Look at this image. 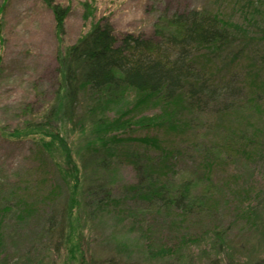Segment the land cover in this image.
Here are the masks:
<instances>
[{"label":"trees","instance_id":"obj_1","mask_svg":"<svg viewBox=\"0 0 264 264\" xmlns=\"http://www.w3.org/2000/svg\"><path fill=\"white\" fill-rule=\"evenodd\" d=\"M242 1L240 23L219 12L162 13L150 36L117 34L108 18L94 20L92 2L82 3V20H91L89 29L77 42L57 51L58 87L52 101L21 127L7 133L0 130L3 138L31 140L54 162L67 188V202L62 212L48 218L47 234L59 224L57 233L62 238L67 227L64 243L69 259L86 256L80 232V212L85 208L89 217L101 220L121 200L139 201L148 212L170 214L178 225L194 213L208 212L191 195L197 188L193 180L174 185L168 176L191 153L187 149L201 151L195 157L205 176L219 162L229 161L231 150L244 156L264 155V125L244 130L239 125L233 136L232 127L221 129L226 137L220 145L200 146L190 138L202 116L228 119L239 112L264 110V29L258 28L253 13H258L264 0ZM42 2L51 11L55 35L60 37L69 6ZM72 131L85 138L83 145L72 142ZM142 131L144 135H134ZM123 146L135 150L119 154ZM123 163L133 169L135 180L123 185L121 197L115 198L109 177L112 168ZM253 212L248 207V213ZM219 235V231L212 235L214 256L202 251L199 264L201 260L203 264H264V258L231 257ZM130 257L120 253L90 257L87 264H140Z\"/></svg>","mask_w":264,"mask_h":264},{"label":"rangeland","instance_id":"obj_2","mask_svg":"<svg viewBox=\"0 0 264 264\" xmlns=\"http://www.w3.org/2000/svg\"><path fill=\"white\" fill-rule=\"evenodd\" d=\"M54 1L70 8L60 37L55 35L52 13L42 0H0L2 132L21 127L25 119L38 115L52 101L58 87L57 51L77 42L89 29L91 20L86 23L82 20L84 1L95 6L94 20L108 18L117 34L146 36L152 34L162 13L171 15L193 9L219 12L224 18L240 23L241 9L245 8L242 0ZM253 13L259 19L258 28L264 29V4L258 13ZM246 113L232 114L228 119L202 116L200 125L194 129L195 135H190L191 141L200 146L202 143L220 145L226 137L221 129L232 127L229 132L233 136L239 125L244 126L243 130L250 125L263 128L264 110ZM144 134L142 131L134 135ZM28 140L16 141L0 135V264H87L90 257L102 259L118 253L130 255L131 261L140 264H199L202 251L214 256L210 244L215 231L223 236L231 257L241 261L264 258L263 154L244 156L231 150L229 161L219 162L205 176L195 157L201 151L187 149L191 153L168 176L174 185L193 180L197 188L191 195L201 200L209 211L194 213L181 225L175 224L170 214L148 212L139 201L124 202L123 199L108 209L101 220L89 217L85 208L80 212L82 236L76 234L78 238L81 236V248L86 253L82 260L79 255L69 259L64 243L67 227L62 238L57 233L59 224L54 232L47 234L48 218L66 207L67 188L54 162ZM71 140L83 145L85 138H79L78 132L72 131ZM134 148L123 146L118 153ZM222 153L228 156L226 151ZM112 169L114 173L109 177L114 182L112 195L119 198L122 186L132 184L135 175L124 163ZM250 206L254 208V215L248 213ZM55 245L59 246L58 250Z\"/></svg>","mask_w":264,"mask_h":264}]
</instances>
